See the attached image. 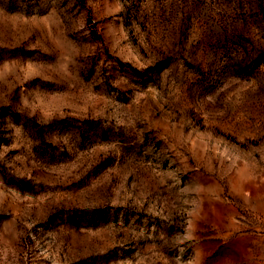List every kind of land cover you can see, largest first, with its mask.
I'll list each match as a JSON object with an SVG mask.
<instances>
[{
	"label": "rangeland",
	"instance_id": "374dc122",
	"mask_svg": "<svg viewBox=\"0 0 264 264\" xmlns=\"http://www.w3.org/2000/svg\"><path fill=\"white\" fill-rule=\"evenodd\" d=\"M0 264H264V0H0Z\"/></svg>",
	"mask_w": 264,
	"mask_h": 264
}]
</instances>
